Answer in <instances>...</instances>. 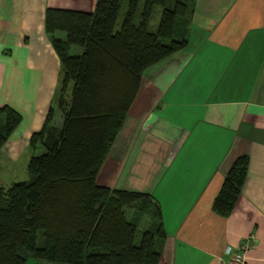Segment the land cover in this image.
<instances>
[{"label":"crops","instance_id":"crops-1","mask_svg":"<svg viewBox=\"0 0 264 264\" xmlns=\"http://www.w3.org/2000/svg\"><path fill=\"white\" fill-rule=\"evenodd\" d=\"M94 1L0 0V106L21 117L0 148V186L18 181L58 84L45 9ZM240 155L246 172L222 217L210 203ZM96 181L158 203L160 264H224L241 240L245 264H264V0H194L187 45L143 72Z\"/></svg>","mask_w":264,"mask_h":264},{"label":"trees","instance_id":"trees-1","mask_svg":"<svg viewBox=\"0 0 264 264\" xmlns=\"http://www.w3.org/2000/svg\"><path fill=\"white\" fill-rule=\"evenodd\" d=\"M193 3L95 0L90 11L45 9L58 84L41 128L28 139L39 152L27 160L26 179L0 186V264H160L158 203L96 177L143 72L187 45ZM20 118L0 106V148ZM246 167L245 155L232 161L210 203L215 214H229ZM144 216L150 220L141 229Z\"/></svg>","mask_w":264,"mask_h":264},{"label":"rangeland","instance_id":"rangeland-1","mask_svg":"<svg viewBox=\"0 0 264 264\" xmlns=\"http://www.w3.org/2000/svg\"><path fill=\"white\" fill-rule=\"evenodd\" d=\"M158 12H159V10L156 8L155 10H154V12L152 13V18H151V20H150V22H149V28L152 30L154 27H155V25H156V23H157V20H158ZM120 20V17L118 18V21ZM76 50L78 49V48H76V47H74ZM58 121H59V112H58V115L56 116V118H54V122L55 123H58ZM30 150V152L32 153V154H36V153H38L39 151L38 150H35V149H29ZM24 158H26V155H25V157ZM24 162H25V160H24ZM22 163H23V161L21 160L20 162H19V164H18V168H17V171L15 172V178H16V180L18 179V180H24V179H26V177H27V174H26V171H25V168H23L24 166L22 165ZM24 164V163H23ZM149 220H150V218L148 217V216H144L141 220H140V222H139V228H141V229H145V227L147 226V223L149 222ZM137 240L138 239H136V242H137ZM25 264H36V261L35 260H33V259H28L27 261H26V263ZM54 264H56V263H54Z\"/></svg>","mask_w":264,"mask_h":264},{"label":"built area","instance_id":"built-area-1","mask_svg":"<svg viewBox=\"0 0 264 264\" xmlns=\"http://www.w3.org/2000/svg\"><path fill=\"white\" fill-rule=\"evenodd\" d=\"M247 248L248 243L246 240H241L234 249L227 247L225 249V254L228 255V259L224 264H245L243 260V252Z\"/></svg>","mask_w":264,"mask_h":264}]
</instances>
